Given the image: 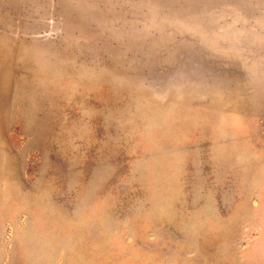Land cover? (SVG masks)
Instances as JSON below:
<instances>
[{"label": "rangeland", "instance_id": "374dc122", "mask_svg": "<svg viewBox=\"0 0 264 264\" xmlns=\"http://www.w3.org/2000/svg\"><path fill=\"white\" fill-rule=\"evenodd\" d=\"M0 264H264V0H0Z\"/></svg>", "mask_w": 264, "mask_h": 264}]
</instances>
